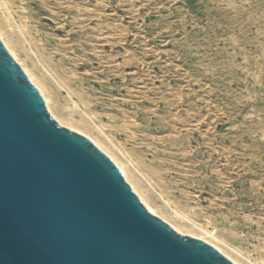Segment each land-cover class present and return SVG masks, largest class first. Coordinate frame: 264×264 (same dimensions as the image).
I'll return each mask as SVG.
<instances>
[{
    "label": "rangeland",
    "instance_id": "374dc122",
    "mask_svg": "<svg viewBox=\"0 0 264 264\" xmlns=\"http://www.w3.org/2000/svg\"><path fill=\"white\" fill-rule=\"evenodd\" d=\"M0 38L151 214L264 264V0H0Z\"/></svg>",
    "mask_w": 264,
    "mask_h": 264
},
{
    "label": "water",
    "instance_id": "95a60500",
    "mask_svg": "<svg viewBox=\"0 0 264 264\" xmlns=\"http://www.w3.org/2000/svg\"><path fill=\"white\" fill-rule=\"evenodd\" d=\"M0 264H234L151 214L0 39Z\"/></svg>",
    "mask_w": 264,
    "mask_h": 264
},
{
    "label": "bare ground",
    "instance_id": "6f19581e",
    "mask_svg": "<svg viewBox=\"0 0 264 264\" xmlns=\"http://www.w3.org/2000/svg\"><path fill=\"white\" fill-rule=\"evenodd\" d=\"M1 39V38H0ZM6 45H7V43H6ZM9 52H10V54H13L14 55V53L11 51V50H9ZM16 55V54H15ZM17 60V59H16ZM28 78H30L31 80H33V81H35L36 82V80L35 79H33V77H32V75H30V74H28ZM36 85H39V89H40V92L44 95L45 94V96H44V98H45V100H46V103H47V106H48V108L50 109V111H52L51 113H53L54 115H56V113L53 111V109H52V106H51V104H50V98L46 95V92H45V86L43 87V85H41V84H36ZM87 136V135H86ZM94 141V140H93ZM95 143L100 147V149L101 150H106V148L101 144V143H97L96 141H95ZM107 151V150H106ZM105 152V151H104ZM110 154V153H109ZM112 156V155H111ZM118 164V163H117ZM125 166V165H124ZM123 165H119V167H120V169H121V171H122V173H123V175H124V177L126 178L125 180H127L129 183H131V185H132V187L134 188V190L135 191H137L139 194H140V197H141V199L144 201V204H146L147 205V207L149 208L148 210L149 211H151L153 214H156V210L153 208V207H151L150 206V204H148L147 203V199H146V197H145V195H144V191H143V189H141V188H139L133 181H131V178H132V175H131V173L124 167ZM137 179V178H136ZM144 179V178H143ZM140 186V185H139ZM139 197V198H140ZM198 238V237H197ZM200 239H202V240H204L205 242H208L209 243V241L208 240H206L205 238H202V237H199ZM215 246V245H214ZM218 250H220V252H223L219 247H217V246H215ZM224 253V252H223ZM225 254V253H224ZM237 264V263H236Z\"/></svg>",
    "mask_w": 264,
    "mask_h": 264
}]
</instances>
